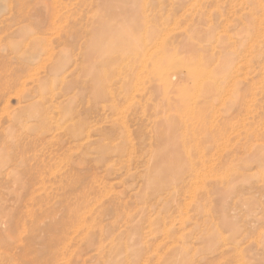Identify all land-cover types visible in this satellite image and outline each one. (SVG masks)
I'll return each instance as SVG.
<instances>
[{
  "label": "rangeland",
  "instance_id": "1",
  "mask_svg": "<svg viewBox=\"0 0 264 264\" xmlns=\"http://www.w3.org/2000/svg\"><path fill=\"white\" fill-rule=\"evenodd\" d=\"M0 264H264V0H0Z\"/></svg>",
  "mask_w": 264,
  "mask_h": 264
},
{
  "label": "bare ground",
  "instance_id": "2",
  "mask_svg": "<svg viewBox=\"0 0 264 264\" xmlns=\"http://www.w3.org/2000/svg\"><path fill=\"white\" fill-rule=\"evenodd\" d=\"M132 48V47H131ZM130 61V60H129ZM136 61V60H135Z\"/></svg>",
  "mask_w": 264,
  "mask_h": 264
}]
</instances>
